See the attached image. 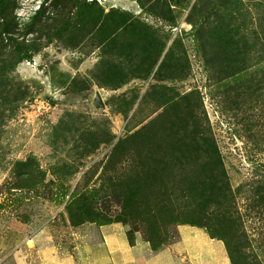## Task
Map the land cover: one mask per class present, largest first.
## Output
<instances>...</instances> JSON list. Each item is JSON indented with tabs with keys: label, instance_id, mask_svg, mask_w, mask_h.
Masks as SVG:
<instances>
[{
	"label": "rangeland",
	"instance_id": "rangeland-1",
	"mask_svg": "<svg viewBox=\"0 0 264 264\" xmlns=\"http://www.w3.org/2000/svg\"><path fill=\"white\" fill-rule=\"evenodd\" d=\"M113 223L264 264V0H0V264Z\"/></svg>",
	"mask_w": 264,
	"mask_h": 264
},
{
	"label": "crops",
	"instance_id": "crops-1",
	"mask_svg": "<svg viewBox=\"0 0 264 264\" xmlns=\"http://www.w3.org/2000/svg\"><path fill=\"white\" fill-rule=\"evenodd\" d=\"M126 231L121 224L104 225L100 242L78 245L75 255L40 247L41 264H229L221 242L196 227L181 225L177 243L159 251L139 238L131 244Z\"/></svg>",
	"mask_w": 264,
	"mask_h": 264
},
{
	"label": "water",
	"instance_id": "water-1",
	"mask_svg": "<svg viewBox=\"0 0 264 264\" xmlns=\"http://www.w3.org/2000/svg\"><path fill=\"white\" fill-rule=\"evenodd\" d=\"M91 102L93 103L95 108H100L104 106L98 90H96L94 94L91 96Z\"/></svg>",
	"mask_w": 264,
	"mask_h": 264
},
{
	"label": "bare ground",
	"instance_id": "bare-ground-1",
	"mask_svg": "<svg viewBox=\"0 0 264 264\" xmlns=\"http://www.w3.org/2000/svg\"><path fill=\"white\" fill-rule=\"evenodd\" d=\"M119 241V240H118ZM124 244V243H123ZM208 247V246H207Z\"/></svg>",
	"mask_w": 264,
	"mask_h": 264
}]
</instances>
